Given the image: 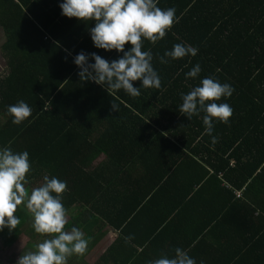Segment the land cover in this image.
<instances>
[{"label":"trees","instance_id":"16d2710c","mask_svg":"<svg viewBox=\"0 0 264 264\" xmlns=\"http://www.w3.org/2000/svg\"><path fill=\"white\" fill-rule=\"evenodd\" d=\"M61 2L0 0L6 60V72L0 75V148L29 153L25 188L42 184L44 175L66 181L62 202L67 216L74 218L70 211L82 206L80 224L88 229L98 224L100 200L113 201L121 190L113 179L122 186L130 169L141 167L153 180L149 189L158 187L149 200L170 187V193L184 192L179 208L201 204L202 223L196 219L200 232L209 221L217 223L212 230L219 232L222 264H264V0H158V7L175 9V20L163 39L155 44L144 40L143 50H151L161 86L146 89L134 81L138 97L81 81L73 63L81 50L109 61L123 53L96 48L89 32L95 21L63 16ZM177 43L195 47L197 54L165 57L169 62L161 63L160 57ZM130 47L126 44L125 50ZM197 64L199 75L186 77ZM207 76L234 89L217 101L232 107L229 122L214 119L211 134L204 113L189 120L179 112L180 93ZM19 100L32 114L13 124L7 106ZM112 101L118 111L111 110ZM103 155L106 162L97 164ZM179 178L188 189L175 187ZM174 187L177 192L171 191ZM214 200L218 206H211ZM103 214L105 221L115 223L109 209ZM122 217L129 214L118 219ZM9 232L5 227L0 237ZM90 234L94 247L98 232ZM8 239L13 240L12 232Z\"/></svg>","mask_w":264,"mask_h":264},{"label":"clouds","instance_id":"9594fccd","mask_svg":"<svg viewBox=\"0 0 264 264\" xmlns=\"http://www.w3.org/2000/svg\"><path fill=\"white\" fill-rule=\"evenodd\" d=\"M157 3L158 0H62L59 7L63 16L95 21L89 32L96 48L123 53L109 61L95 52L81 50L73 57V63L80 69L81 81L95 82L108 92L122 89L132 97L140 95V88L134 86V81H141L146 89L160 88V77L152 65L153 54L151 50H143V44L144 40L155 44L165 37L174 24L175 9H162ZM129 43L131 47L125 50ZM197 51L191 45L177 43L160 57V62L168 63L165 57L175 60L195 56ZM200 72L201 67L197 64L186 77L195 78ZM233 91L228 83H221L212 76L204 77L188 93H180L179 112L189 120L204 113L206 132L211 134L214 119L225 124L229 122L232 107L217 101L230 97ZM111 110H119L113 101ZM7 112L13 124H20L31 116L32 109L24 100H19L8 105ZM30 171L31 162L26 150L14 152L10 147L0 148V231L5 227L9 231L17 227L20 218L15 213L17 207L24 204L31 214L35 233L50 238L36 243L34 250L21 254L16 264H67L72 255H83L87 251L90 238H85L77 227L65 230L68 216L62 194L67 190V182L44 175L43 183L29 191L25 183ZM174 252L172 257L162 254L148 264H196L182 248L177 247Z\"/></svg>","mask_w":264,"mask_h":264},{"label":"crops","instance_id":"0c3cea01","mask_svg":"<svg viewBox=\"0 0 264 264\" xmlns=\"http://www.w3.org/2000/svg\"><path fill=\"white\" fill-rule=\"evenodd\" d=\"M100 160L99 164H103L107 158L103 155ZM129 175V177L123 176L128 178L121 181L122 186L117 185L119 179H113L116 181L114 184L116 189L121 188V190L115 191L113 201L108 199L105 204L100 200L98 224L88 229L83 228L85 238H90L87 251L83 255L75 254L74 263L148 264L150 260L159 258L162 254L174 256L177 247L185 250L196 264L224 262L223 258H219V232L216 229L212 230L213 227H217V223L211 225L209 221V224L205 223L207 225L205 231H199L201 226L196 219H201V204L195 202L188 207L184 205L180 208L185 209L181 210L176 204L183 198L184 192L178 195L170 193V187L169 191L162 193L158 199L149 200V195L158 187L154 190L149 189L153 180L150 179L148 171L141 167L138 170L131 168ZM175 187L185 190L189 185L184 179L179 178ZM175 187L171 189L172 192H177ZM211 202L213 207L219 205L216 200ZM132 208L134 209L130 211ZM107 209L114 213L113 224L104 219L103 212ZM72 211L75 213L76 209H72L70 214L73 213ZM85 212L86 217H91L88 211ZM126 214H129L126 220L123 217L118 219L120 215ZM68 218L72 217L68 216ZM198 221L202 223V220ZM95 230L98 232V242L92 247L93 238L90 233ZM126 237L130 239L126 240ZM204 238L205 241L202 242Z\"/></svg>","mask_w":264,"mask_h":264},{"label":"rangeland","instance_id":"374dc122","mask_svg":"<svg viewBox=\"0 0 264 264\" xmlns=\"http://www.w3.org/2000/svg\"><path fill=\"white\" fill-rule=\"evenodd\" d=\"M4 40L5 33L0 27V75H3L6 72V60L3 57L1 51V46L4 43ZM100 162L101 160L99 159L96 163L99 164ZM26 184H28V182L25 183V186ZM22 208L23 210H26V214H23L24 216L19 213L20 211H22ZM83 211V207L79 206L76 209L74 215H72L74 216V218H68L70 223L67 225L66 231L70 230L72 227H82L80 224V220L83 216ZM15 215L20 218V223L17 227L18 230L15 228L11 231L13 240L10 242V240L8 239L11 232H9V234H7L4 239L0 237V262H2L3 264H16V261L21 254L29 250H34V246L36 243L42 242V240L45 238H50L35 233L32 227L31 214L27 211L24 204H21L17 207ZM80 230L84 233L83 227L80 228ZM67 264L76 263H74L72 261V258L69 257Z\"/></svg>","mask_w":264,"mask_h":264},{"label":"flooded vegetation","instance_id":"af4514ba","mask_svg":"<svg viewBox=\"0 0 264 264\" xmlns=\"http://www.w3.org/2000/svg\"><path fill=\"white\" fill-rule=\"evenodd\" d=\"M0 264H3L2 262H0Z\"/></svg>","mask_w":264,"mask_h":264}]
</instances>
